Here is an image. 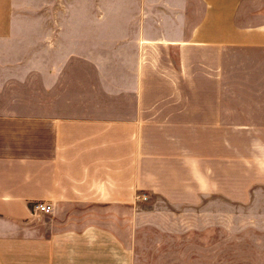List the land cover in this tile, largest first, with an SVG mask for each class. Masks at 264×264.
Here are the masks:
<instances>
[{"label": "crops", "instance_id": "0c3cea01", "mask_svg": "<svg viewBox=\"0 0 264 264\" xmlns=\"http://www.w3.org/2000/svg\"><path fill=\"white\" fill-rule=\"evenodd\" d=\"M243 1L196 0L156 36L143 28L131 57L103 63L76 53L87 45L65 40L67 26L53 42L33 19L31 42L12 43V0H0V264H134L133 230L118 214L141 195L194 205L264 189V102L244 108L236 93L238 110L230 105L233 84L264 90L263 63L253 79L228 58L264 51V23H242ZM73 84L94 104H72Z\"/></svg>", "mask_w": 264, "mask_h": 264}, {"label": "rangeland", "instance_id": "374dc122", "mask_svg": "<svg viewBox=\"0 0 264 264\" xmlns=\"http://www.w3.org/2000/svg\"><path fill=\"white\" fill-rule=\"evenodd\" d=\"M184 1L186 6L181 9L168 8L167 0H12V43L31 42L35 21L39 20L50 29L53 42H62V31L69 27L72 32L65 40L86 44L85 55L83 50L76 53L88 60L105 63L127 58L132 56L136 36L143 34V28L148 36H156L160 25L198 6L196 0ZM240 6L246 15L242 23H264V0H247ZM80 26L84 27L81 35ZM228 58L237 75H245L244 70L253 75L255 63H263L259 67L264 72V51L230 50ZM244 60L250 65H244ZM74 61L72 75L79 78L84 69L82 58ZM87 63L88 87L94 88L96 71L91 62ZM255 85L254 81L233 84L232 108H239L236 93L244 96L239 102L244 108L264 102V90H257ZM72 90V104L96 101L95 95L93 99L83 96L78 84H73ZM96 99L99 104L104 103L99 97ZM124 216L119 211V220L129 219L133 230L134 264H264V189L254 190L244 202L210 196L194 205H173L145 194L130 215ZM27 235L35 238L37 233L31 230Z\"/></svg>", "mask_w": 264, "mask_h": 264}, {"label": "built area", "instance_id": "2783aa9c", "mask_svg": "<svg viewBox=\"0 0 264 264\" xmlns=\"http://www.w3.org/2000/svg\"><path fill=\"white\" fill-rule=\"evenodd\" d=\"M145 195H141V199L144 198ZM35 209L43 212V213H49L51 211V206L47 203H35L34 204Z\"/></svg>", "mask_w": 264, "mask_h": 264}]
</instances>
